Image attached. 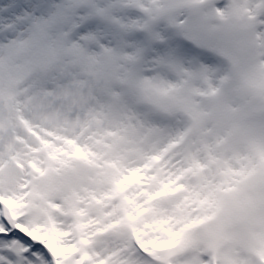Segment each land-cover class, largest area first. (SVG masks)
<instances>
[{"label":"snow or ice","instance_id":"obj_1","mask_svg":"<svg viewBox=\"0 0 264 264\" xmlns=\"http://www.w3.org/2000/svg\"><path fill=\"white\" fill-rule=\"evenodd\" d=\"M0 264H264V0H0Z\"/></svg>","mask_w":264,"mask_h":264}]
</instances>
